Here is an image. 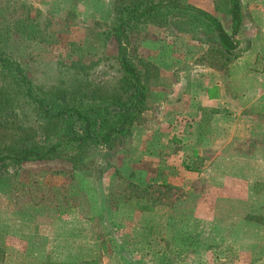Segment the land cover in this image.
<instances>
[{
	"label": "rangeland",
	"instance_id": "rangeland-1",
	"mask_svg": "<svg viewBox=\"0 0 264 264\" xmlns=\"http://www.w3.org/2000/svg\"><path fill=\"white\" fill-rule=\"evenodd\" d=\"M127 1L0 0V55L18 60L37 86L80 63L91 65V82H113L110 32ZM179 1L211 12L231 33L228 0ZM240 4L232 51L191 13L129 30L134 61L154 74L145 109L106 153L103 172L57 159L0 169V264H264V126L258 138L254 126L231 128L236 118L198 123L205 73L248 100L260 97L264 0ZM22 21L33 34L20 33ZM8 135L0 128V144Z\"/></svg>",
	"mask_w": 264,
	"mask_h": 264
},
{
	"label": "trees",
	"instance_id": "trees-1",
	"mask_svg": "<svg viewBox=\"0 0 264 264\" xmlns=\"http://www.w3.org/2000/svg\"><path fill=\"white\" fill-rule=\"evenodd\" d=\"M228 3L231 33L211 12L179 0H129L117 6L110 36L117 44L113 64L118 75L109 83L91 82V65L80 63L72 66L74 73L59 70L61 77L54 85L37 86L18 60L0 55V128L9 133L0 144V169L57 159L78 172H103L111 164L106 153L130 135L133 123L145 109L147 80L154 74L149 63L143 62L141 69L134 61L129 30L152 18L164 19L174 11L191 13L216 31L221 49L232 51L237 47L234 36L243 12L240 0ZM19 31L26 35L34 32L24 21ZM18 106L28 109L27 119H20ZM29 116L34 123L29 122ZM132 264L139 263L133 260Z\"/></svg>",
	"mask_w": 264,
	"mask_h": 264
},
{
	"label": "crops",
	"instance_id": "crops-1",
	"mask_svg": "<svg viewBox=\"0 0 264 264\" xmlns=\"http://www.w3.org/2000/svg\"><path fill=\"white\" fill-rule=\"evenodd\" d=\"M211 70L216 69L211 68ZM214 73L212 72L209 75L205 73L203 76L198 77V106H200L198 109V123L202 121L208 123L209 119L212 123L214 120L219 119L220 115L228 116L236 118V123L231 124V128L236 129L242 125L251 130L254 126L257 130L252 131L250 136L260 138L262 134L260 128L264 126V115L261 111V108L264 110V99L261 98L264 93V85L256 88L260 97L248 100V98L241 95L240 90L237 92V87L234 89L228 86V89L224 83L215 78L216 73L215 75ZM214 109H218L219 112H213Z\"/></svg>",
	"mask_w": 264,
	"mask_h": 264
}]
</instances>
